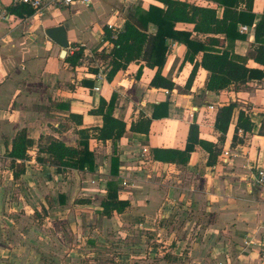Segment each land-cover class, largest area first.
<instances>
[{"label":"crops","instance_id":"0c3cea01","mask_svg":"<svg viewBox=\"0 0 264 264\" xmlns=\"http://www.w3.org/2000/svg\"><path fill=\"white\" fill-rule=\"evenodd\" d=\"M133 1L143 2V10L150 5L164 8L154 0H120L112 5V15L106 23L123 26L125 17L115 8L123 2ZM180 1L215 9L217 17H222V9L215 3L207 0ZM263 3L264 0H254L252 12L255 17L250 27L244 26L247 31L241 32L243 25H238V32L247 34V38L232 44L234 55L245 57L254 44V27L261 16ZM75 5L80 4L72 6ZM9 7H12L9 0H0V264H88L94 263L95 259L97 262L102 256L107 257L109 264H177L175 260L185 249L191 252L192 263L188 264H195L198 259L194 255L201 254L196 248L197 238L177 239L176 235L181 230L166 221L172 217L176 205L184 207L183 202L190 204L186 203L189 197L194 201L205 197L206 212L212 217L206 229L210 237L206 251L210 249L212 262L204 257L206 264H231V261L233 264H245L244 261L248 264L246 253L254 250L264 264L260 259L264 203L260 200L259 190L248 188V171L236 167V171L228 174L240 177L236 180L238 188L225 190L223 184L226 182L227 185L229 178H224L222 191L218 192L213 175L219 163L208 166L207 154L202 149L196 148L186 165L155 161L151 152L155 147L183 149L189 124L193 122L198 125L200 138L217 143L219 134L213 127L215 112L222 105L233 102L237 107L224 141V145L236 154L232 157V164H242L249 153L255 166L264 168V96H257L253 91V83H260L258 86L262 87L264 78L237 86H248V91H229L231 87L215 93L205 89L208 73L199 67L190 86H186L193 63L185 60L186 45L170 40L161 75L174 83L171 91L149 85L156 69L146 67L143 62L128 65L108 82L103 65L102 69H88L78 65L72 67L55 59L56 49L60 47L44 35V29L60 23L45 17L49 9L38 17H19L11 14ZM106 23L100 24L90 47L84 41L76 40L70 30L66 31L68 42L81 46L79 51L84 55L92 52L90 48L94 44L99 47L96 51L100 54H108L112 46L105 36ZM175 29L191 32L190 39L200 42L210 36L193 32L192 24L177 23ZM154 32L155 27L149 25L148 33ZM217 37L223 38V35ZM200 58L201 53L195 55V61L199 62ZM247 67L264 71V66L252 60L247 61ZM92 69L97 71L92 72ZM98 72L104 74V79L100 82V89L94 91ZM258 91L264 94V89ZM112 95L115 99L113 116L126 124V130L114 145L111 141L103 143L90 139V143L104 149V156H98L101 160L99 165L102 163L103 167L95 173L66 172L63 182L57 181L54 187L51 181L53 173H50V181L49 177L43 175L40 178L35 174L34 164L37 166L38 163L34 162L36 153L33 151L37 150L38 143L44 142L42 139L54 137L67 146H78L77 134L72 129L58 131L57 119L64 121L70 113H75L82 116V125L76 130L100 127L101 117L90 115L88 111L97 108L101 98L108 102ZM163 102H168L167 114L151 120L147 135L129 131L131 122L137 121L141 115L151 118L155 107ZM240 102L251 106L250 112L245 111ZM209 106L214 110H209ZM240 110L247 113L255 126L242 139L235 135ZM205 112L209 114L205 115ZM156 113L161 115L162 110L156 109ZM260 128L262 135H259ZM22 130L34 145L33 150L28 151L30 161L27 162L26 173L14 178L6 152ZM70 133L77 136L72 143L65 140ZM90 134L93 133L90 131ZM89 148L93 149L91 144ZM114 153L119 157L117 176L110 174V160ZM42 157V163H50L49 156ZM47 168L52 170L53 167ZM107 181L116 183L118 200L129 202L122 213L114 211L110 217L102 214L100 206L107 195L103 184ZM122 181L128 182V186L122 187ZM77 197L85 203H73ZM39 214L41 218H38ZM40 228L44 238L39 236ZM247 241L253 243L250 250L244 245ZM121 245L128 249L121 254L116 253ZM108 247H111L109 255L98 253L105 252Z\"/></svg>","mask_w":264,"mask_h":264},{"label":"trees","instance_id":"16d2710c","mask_svg":"<svg viewBox=\"0 0 264 264\" xmlns=\"http://www.w3.org/2000/svg\"><path fill=\"white\" fill-rule=\"evenodd\" d=\"M164 6L150 5L147 10L137 11L132 21L124 22L123 28L116 40H110L112 48L103 57V72L106 80L111 82L115 75L125 70L132 63L143 62L146 67L156 69L149 85L156 89H166L168 92L174 87L171 80L161 75V70L165 61V53L168 48V41L184 43L187 48L185 60L193 63V68L186 81V86H190L197 69L200 67L208 73L205 89L210 92L220 93L246 84L251 80H261L264 78V71L257 68L247 67V61L252 60L255 64L264 66V3L262 13L254 27V44L250 52L245 57L234 56L230 47L237 40H245L246 34L239 33L238 25L250 27L254 21L252 12L254 0H207L215 3L222 9V17L218 18L216 10L190 4L180 0H154ZM9 12L16 16L30 17L33 10L24 5L9 7ZM177 23H187L193 25V32L210 35L203 42L190 39L191 32L179 31L175 29ZM149 25L155 27L154 33H148ZM105 36L109 40L110 34L106 29ZM223 35V38L217 37ZM225 42L229 43V46ZM201 53L200 61H195V55ZM82 51H77L65 56V62L70 66H77ZM96 72V69H92ZM114 95L108 102L99 100L97 108L89 110L88 114L98 115L102 119L100 127L91 129L76 130L82 125V116L70 113L64 121L59 124L58 131H68L72 129L78 136V147L67 146L62 141L54 137L45 138L43 143H38L34 162H43V155L49 156V162L55 167L56 176L63 179L67 170L97 172L103 164L97 163L96 157L89 148L88 141H115L120 139L125 133L126 124L113 116ZM168 102L157 105L151 118L141 115L135 122H131L129 131L134 134L147 135L152 119L161 118L167 114ZM236 103H228L219 107L214 116L213 127L218 132L217 143L199 137V128L196 123H190L188 127L185 146L183 149L158 148L151 150L155 161L171 163L175 165H186L190 155L196 148L202 149L207 154V165L216 164L217 156L225 141L233 111ZM156 109L162 110L158 115ZM254 123L245 115L244 111L238 112L235 125V135L238 129L245 133H251ZM263 128V124L261 125ZM261 128L259 135H262ZM90 131L93 133L90 134ZM40 139H42L40 137ZM39 139V141H40ZM235 136L233 137V141ZM34 145V141L29 138L25 130L20 131L12 140L11 149L6 152V156L11 160L10 168L13 169V177L27 171L29 160L28 151ZM115 151V150H114ZM18 162V163H17ZM119 157L114 153L110 160V174L117 176ZM19 167V169H15ZM104 188L107 192L106 198L101 201V212L104 216L110 217L115 211H122L129 206V202L120 201L116 195V183L107 181ZM78 203H85L84 200H76ZM60 202V199H59Z\"/></svg>","mask_w":264,"mask_h":264},{"label":"rangeland","instance_id":"374dc122","mask_svg":"<svg viewBox=\"0 0 264 264\" xmlns=\"http://www.w3.org/2000/svg\"><path fill=\"white\" fill-rule=\"evenodd\" d=\"M119 1L120 0H93L92 4L88 7H85L83 5H75V6H71L70 8H65V9L49 8L48 12L45 14V17H47L49 19L56 20L57 22L60 23L61 26H63L65 28L66 31L70 30V32L74 33V35H75L74 37L76 40H78L80 42L84 41L90 47V45H92L95 41L96 31L98 30L100 24H104L108 21V19H110L111 15H112V12H111L112 5H116ZM142 3L143 2H141V1H138V2L133 1L132 3L123 2L118 7H116L115 9H118L119 12L122 15H124L125 21H127V20L132 21V19H133L132 17L135 16L136 12L143 10ZM74 46L78 47L76 43H74L73 41H70L69 47H74ZM231 46L228 48H230V51L233 53ZM83 48H86V47H83ZM98 48L99 47H96V44H94L90 48V50L92 49L91 50L92 52L88 53V55L82 54L77 65L78 66H85L88 69L89 68L91 69L92 67L93 68H95V67L101 68V66L104 63L102 55L104 56L105 54L104 53L100 54L98 51H96V50H98ZM56 50H57V54L54 56L55 59H57L59 61H64L66 57L64 59L60 58V50L61 49L59 48ZM250 50L251 49L249 48L248 53L250 52ZM66 52H67L66 56L71 55L69 48L66 50ZM234 56H239V55H234ZM253 84H254V87H253L254 90L253 91H255V94L257 96L263 97L264 94L263 93L261 94L258 90L264 89V86L259 87L258 84H260V83H258V84L253 83ZM232 90H234V91H239V90L248 91L249 87L248 86H244V87L241 86V87H235V88L233 87L229 91H232ZM240 105L242 107H244L246 109V111H248V112H250V109L252 108L251 106H249L245 103H242V102H240ZM204 114L206 115L209 113L205 112ZM262 116L264 118V113L262 114ZM57 120H58L57 122L59 124L63 121V119H61V118L57 119ZM204 120L207 121V120H209V118H205ZM55 129L57 130V128H55ZM42 140H45V139H42ZM65 140H67V142H69V143H72L74 140H77V136L70 133L67 135V138ZM78 142L79 141L77 140V144H78ZM88 143H89V145L91 144V147L93 148L92 151H93V153H95L94 155H96L97 160L100 163L101 160L99 159L98 156H100V157L104 156V154H103L104 149L94 145V143H92V142L90 143V140L88 141ZM77 147H74V148H77ZM32 150L33 149L30 148V151H32ZM33 152L36 153L37 150H34ZM34 161H35V159H34ZM37 163H38L37 166H36V164H34L36 169H37V170L34 169V171L36 170L35 174H38V176L40 178L43 177V175L45 177H49L48 181H50V178H51L50 173H53L51 181L53 183L52 186L54 187L56 185V183L53 182V180H54L53 176L57 177L55 175L56 174L55 173V167L53 165H51L50 163L49 164H44L42 162H37ZM217 163H219V165H218L217 171H215V173L213 175L215 177V181H214L215 182L214 183L215 189H217L218 192H221L222 191L221 186L223 184V179L229 178V180L227 181L228 186L226 185V182L223 184L224 189L225 190L227 189V191L236 190L238 188V182L236 180H239L238 178H240V177L229 175L228 173L236 171V169H237L236 167H238L239 169L245 170L243 168L244 161L242 164H240L238 166L234 162H233V164L231 163L230 165H228V164L224 165L220 161H218V159L216 160V164ZM47 167H53V168H52V170H48ZM15 169L17 170V169H19V167L15 168ZM67 172L71 173V174L73 173L72 170H67ZM30 173L33 174L32 172H30ZM47 173H49V174H47ZM58 180L60 183H61V181L63 182V180H61L59 178H58ZM246 182H247V186H248V182H249L248 179L246 180ZM239 183H240V181H239ZM71 184H74V182L71 181ZM81 186H79V187H81ZM243 186H244V184H242V186H241L242 189H244ZM248 188H249V186H248ZM219 194H221V193H219ZM202 196H204V195H202ZM76 200H79V198L78 199L75 198L73 200V203H75ZM260 200L262 202V199H260ZM87 201H90V200H87ZM186 203H190V204H185V202H183L182 205L184 207H181L180 206L181 204L176 205L175 210L173 211V213L171 215L172 217L166 221L170 222V224H172V225L178 226L179 227L178 230H181V233L179 235H176L177 239H179V240L184 239V238L188 239L189 236L191 237L192 240H195V238H197L196 248L198 247V250L201 252V254L200 255H194V258L198 259V260H196L195 264H206V260L204 259V257L209 258L210 262H212L210 249H208V251H206V243L208 241H210V237H209L208 233H206V229H207V226L209 225V222L211 221L212 217L210 216L209 213L206 212L205 197H200V199L198 201H194L193 199H190V197H189V198H187ZM41 214H39L38 218H41ZM214 220L216 221V219H214ZM176 226H174V227H176ZM40 231H41V228L39 230V236L43 237V234ZM145 231H147V230H144V232ZM150 232H153V231L151 230ZM134 236L136 237L135 234H134ZM131 237H132V235L129 236V238H131ZM135 237H133V239H136ZM218 240H220V238ZM240 243L243 244V241H240ZM244 245L246 247H248L249 250L251 249V247H253V243L251 244V243H249V241H247ZM254 246L256 247V249L258 248L256 244H254ZM110 249H111V247H108V248H106L105 252L99 251L98 253H103V254L109 255L111 253ZM127 249H128V247L121 245V246H119L116 253L121 254L122 252H125V250H127ZM138 249L140 250V247ZM129 250H131V249H129ZM141 250H142V248H141ZM146 250L147 249L145 248L144 251H146ZM219 252H220V249H219ZM190 253L191 252H189L188 250L185 249L183 251V254L181 255V257H179L177 259L178 261L175 260L177 262V264H188L189 262L192 263ZM196 253H197V251L195 252V254ZM138 254H140V253H138ZM201 255H202V258H201ZM246 255H247V258L249 261L248 264H253V263L254 264H261V262L259 261V258H258V254L257 253L255 254V250L253 252L252 251L247 252ZM232 256L234 258H236L235 254H232ZM106 258H107L106 256L99 257L98 261H101V262H98V261L96 262V259L94 258L95 259V260H93L94 263H92V262L91 263L87 262V263L88 264H109L110 262ZM168 258H171V256H168ZM244 263L247 264V262H245V261H244ZM231 264H233V261H231Z\"/></svg>","mask_w":264,"mask_h":264},{"label":"built area","instance_id":"2783aa9c","mask_svg":"<svg viewBox=\"0 0 264 264\" xmlns=\"http://www.w3.org/2000/svg\"><path fill=\"white\" fill-rule=\"evenodd\" d=\"M10 4L12 6H18V5H24L33 10L34 17H38L43 15L45 11H47L49 8H60L65 9L69 8L75 3H78L80 5H83L85 7H88L91 5L92 0H9ZM122 25H117L116 23H108L106 26V29L108 30L110 37L108 40V43L111 44L110 40H116L118 34L122 30ZM241 32L247 31L246 27H240ZM71 54L77 52L80 50L81 46H74V47H68ZM104 79V74L102 72H98L95 75V80L97 82L96 86L93 88L94 91H98L100 89V82ZM209 110L213 111V106L208 107ZM244 111V110H243ZM246 111V110H245ZM244 111L245 115L247 113ZM238 137L241 139L247 134L243 132L241 129L237 130ZM223 143L222 148L217 156L218 161H220L222 164H228L230 165L232 163V157H235L236 154L231 151L230 147H226ZM143 152H147V149H143ZM34 163V162H33ZM255 161L250 159L249 153L247 154L243 168L248 171L247 179H248V186L249 187H255L257 190L261 193L262 202L264 203V168L260 166H255ZM53 182H57L58 177L54 178ZM122 187L128 186V182L122 181L121 182ZM260 258L264 262V234L262 236L261 242H260Z\"/></svg>","mask_w":264,"mask_h":264},{"label":"water","instance_id":"95a60500","mask_svg":"<svg viewBox=\"0 0 264 264\" xmlns=\"http://www.w3.org/2000/svg\"><path fill=\"white\" fill-rule=\"evenodd\" d=\"M44 35L54 44L61 48L60 58H65L69 47L66 30L63 26H52L44 29Z\"/></svg>","mask_w":264,"mask_h":264}]
</instances>
